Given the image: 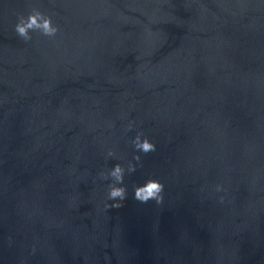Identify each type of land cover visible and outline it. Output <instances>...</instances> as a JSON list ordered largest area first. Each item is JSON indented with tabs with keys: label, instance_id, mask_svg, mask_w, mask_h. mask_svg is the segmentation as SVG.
<instances>
[{
	"label": "water",
	"instance_id": "obj_1",
	"mask_svg": "<svg viewBox=\"0 0 264 264\" xmlns=\"http://www.w3.org/2000/svg\"><path fill=\"white\" fill-rule=\"evenodd\" d=\"M0 264H264V0H0Z\"/></svg>",
	"mask_w": 264,
	"mask_h": 264
},
{
	"label": "clouds",
	"instance_id": "obj_2",
	"mask_svg": "<svg viewBox=\"0 0 264 264\" xmlns=\"http://www.w3.org/2000/svg\"><path fill=\"white\" fill-rule=\"evenodd\" d=\"M15 33L22 38L25 42L32 39V32H39L45 37H55L59 31L57 25L52 21L51 16H48L36 8H32L27 16L19 15L17 23L14 26ZM131 124L128 126V130L131 129ZM143 137V138H142ZM132 144L137 152L148 154L156 151V145L150 142L149 138L138 133L132 140ZM115 153L113 151L108 152V156L112 157ZM140 167H143L140 155H135L133 158ZM137 164L128 162L127 169L120 164H116L108 172H101L100 177L104 180H111L108 184L107 199L112 201L111 207H121L123 202L127 199L128 191L127 187L124 186L125 173H134L137 170ZM133 199L139 203L146 204L149 201H155L161 203L163 200L164 186L162 183L156 180H147L143 185H134ZM216 190L220 191L221 186L217 185ZM223 200V197H221Z\"/></svg>",
	"mask_w": 264,
	"mask_h": 264
}]
</instances>
